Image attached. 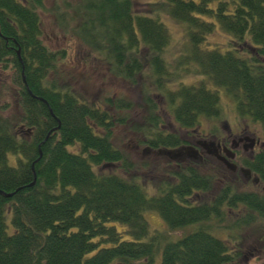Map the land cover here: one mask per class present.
Returning <instances> with one entry per match:
<instances>
[{"label": "trees", "instance_id": "16d2710c", "mask_svg": "<svg viewBox=\"0 0 264 264\" xmlns=\"http://www.w3.org/2000/svg\"><path fill=\"white\" fill-rule=\"evenodd\" d=\"M138 1L55 0L48 12L115 77L136 83L146 74L168 95L180 128L220 117L211 82L264 134V0L149 1L146 13L137 12ZM44 3L0 0V88L11 82L22 110L17 122L0 115V264H243L242 250L232 249L237 243L215 233L264 225V196L226 187L212 203L195 202L213 183L200 165L174 167L156 195L129 177L134 166L114 139L131 121L133 104L113 96L91 102L68 83L60 69L67 52L44 43ZM163 14L188 37L179 75L194 67L208 84H167L175 76L164 58L172 37ZM218 30L230 49L207 45ZM149 107L146 145L153 151L182 145L160 129L157 105ZM148 212H158L171 231L193 230L154 233ZM259 235L264 240L263 228Z\"/></svg>", "mask_w": 264, "mask_h": 264}, {"label": "rangeland", "instance_id": "374dc122", "mask_svg": "<svg viewBox=\"0 0 264 264\" xmlns=\"http://www.w3.org/2000/svg\"><path fill=\"white\" fill-rule=\"evenodd\" d=\"M149 1L158 2L159 0H139L137 12H148L150 7L146 3ZM54 3L55 0H45L44 4L48 10L40 11L44 24V43L53 51L67 52L68 58L65 59L64 63L60 64L61 72L67 77L68 83L85 99L92 102L113 96L114 98L125 97L132 102L133 110L129 112L131 121H129L128 125L117 129L114 141L132 161L134 166L131 171L125 173L143 185L151 195H156L165 182L171 181L170 178L175 166L169 165V158L166 155L153 151L146 145L147 120L152 115L150 114L149 104L157 105L156 115L160 118V129L167 135L177 134L179 137H182V128L176 122L174 109L171 107V103H169L168 95L158 91L153 82L149 81V77L147 78L146 74L138 77L136 83H130L115 77L105 62H96L94 57H89L88 50L83 47L82 41L73 34L64 33L57 24L56 18L48 12L53 8ZM155 7L152 6L151 9H157ZM163 15V21L166 23L172 37L171 44L167 48L164 58L167 61L169 70L175 76L167 84L172 89L180 85L181 82L188 86H199L202 83H207L194 67L190 71L180 73L179 75L178 71L181 68L178 65V61L180 55L185 54L188 49L186 45V43H189L188 37L182 24L171 19L167 14ZM228 38L221 30H218L209 36L207 45L220 47L225 51L230 49ZM10 72L12 75L14 74L13 71ZM176 73H178V76ZM10 79V77L6 76V81ZM208 85L210 89L218 90L221 115L218 119L201 118L200 125L197 128L183 129L184 131H189V135H195L196 131L200 135H206L215 129L225 131V124H228L231 129L235 130L238 124L243 123V117L239 116L235 99L226 90L222 88L217 89L211 82ZM8 86L4 88V92L0 88V115L8 120L17 122L22 116V110L18 105L16 97L18 92L11 82ZM3 107L7 109L3 110ZM244 119L251 130L263 134V128L260 124L255 123L248 117ZM135 128H141L142 131L135 132L133 131ZM14 164H16L15 161ZM118 169V167H114L113 171H118ZM202 171L203 173H207L204 167H202ZM119 172L124 173L122 171ZM220 179L222 178L215 175L210 192L199 193L194 201L200 204L214 202L219 194H221V191L228 186L222 183L223 181ZM235 188L241 193L244 192L243 190H246L241 185ZM239 214L237 212L232 213L230 216L228 215V217L226 216V224L228 223V226L232 227ZM146 217L151 231L154 233L161 232L169 234L171 237H176L193 230L171 231L158 212H148ZM262 228L264 229V225H260L257 228H249L243 232L237 230L228 232L225 228L221 227L223 231H218L215 235L228 241L230 244L237 243L232 246V249L242 250V254L244 255L243 264H264V240H259V233ZM262 238H264V235Z\"/></svg>", "mask_w": 264, "mask_h": 264}, {"label": "flooded vegetation", "instance_id": "af4514ba", "mask_svg": "<svg viewBox=\"0 0 264 264\" xmlns=\"http://www.w3.org/2000/svg\"><path fill=\"white\" fill-rule=\"evenodd\" d=\"M242 121L235 130L225 124V131L215 129L206 135L198 131L189 135V131L182 129V145L176 149L182 150L184 156H167L169 165H200L206 168L205 175L221 177L227 188L237 190L235 187L241 185L244 192L264 196V134L251 130L244 118Z\"/></svg>", "mask_w": 264, "mask_h": 264}, {"label": "water", "instance_id": "95a60500", "mask_svg": "<svg viewBox=\"0 0 264 264\" xmlns=\"http://www.w3.org/2000/svg\"><path fill=\"white\" fill-rule=\"evenodd\" d=\"M197 152V151H196ZM161 154H164L168 157H183L184 156V152L180 149L178 150H164V151H160ZM3 195L7 196V197H11L13 196L14 194H6L4 192H1Z\"/></svg>", "mask_w": 264, "mask_h": 264}]
</instances>
